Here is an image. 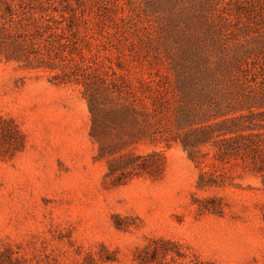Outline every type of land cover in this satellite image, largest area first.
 Here are the masks:
<instances>
[{
    "label": "rangeland",
    "instance_id": "374dc122",
    "mask_svg": "<svg viewBox=\"0 0 264 264\" xmlns=\"http://www.w3.org/2000/svg\"><path fill=\"white\" fill-rule=\"evenodd\" d=\"M177 74L264 134V0H0V264H264L263 144L194 164L158 129L114 185L97 160L106 91L164 118Z\"/></svg>",
    "mask_w": 264,
    "mask_h": 264
},
{
    "label": "trees",
    "instance_id": "16d2710c",
    "mask_svg": "<svg viewBox=\"0 0 264 264\" xmlns=\"http://www.w3.org/2000/svg\"><path fill=\"white\" fill-rule=\"evenodd\" d=\"M177 81L178 94L173 95L174 103L158 104L165 110L164 118L158 117L156 111L149 113L144 109L138 112L133 101L112 90L116 89L113 86L106 91L99 114L94 116L90 110L92 126L89 137L97 145V160H104L106 163L105 177L113 176L111 184L119 183L124 176L140 177L141 173L153 176L157 173L158 162L154 154L139 156L126 149L129 145L139 142L152 144L156 141V134L153 133L158 129L161 132L157 133H162L163 130L167 132L157 134L159 141L178 142L194 164H199L202 159L200 153L202 147L212 146L218 158H224L234 156L248 149L250 145L258 143L264 145V134H243L252 131L243 124L244 119L250 118L243 115L230 117L232 112L222 109V103L228 107L233 101L232 98L220 90L214 92L207 81L206 86L197 87L191 84L193 80L190 76L187 78L179 74ZM146 91L148 87L141 85L139 92L144 94ZM248 100L245 98L242 103L247 104ZM140 105L145 108L143 101ZM242 105L240 104L233 112L247 109ZM137 116L141 117L139 130L134 129L135 125H138ZM250 117L255 118L253 115ZM207 186L210 187L211 183L204 182V175L200 174L197 187Z\"/></svg>",
    "mask_w": 264,
    "mask_h": 264
}]
</instances>
